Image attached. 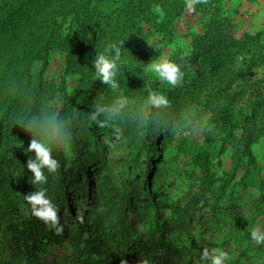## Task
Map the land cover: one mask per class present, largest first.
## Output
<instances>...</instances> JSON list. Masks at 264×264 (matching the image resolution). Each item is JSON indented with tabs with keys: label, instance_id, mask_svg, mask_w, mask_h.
Here are the masks:
<instances>
[{
	"label": "trees",
	"instance_id": "1",
	"mask_svg": "<svg viewBox=\"0 0 264 264\" xmlns=\"http://www.w3.org/2000/svg\"><path fill=\"white\" fill-rule=\"evenodd\" d=\"M181 23L192 28V49L170 59L180 64L183 72L201 60L211 72L220 71L221 58L240 50L249 51L251 66L264 63L260 33L234 37V16L224 13L216 0H204L194 12L187 10L186 0H0V64L1 60L6 63L0 66V95L9 90L0 99V264H204L202 249L220 251L217 243L204 247L193 242V229L201 221V232L206 233L219 222L221 206L231 204L234 211L233 188L240 184L246 189L253 183L244 181L254 164L248 147L245 154L250 156L249 162L241 168L237 181L235 164L224 177L210 165L212 152L198 149L191 162L196 185H189L184 198L171 204L163 191L154 188L161 177L158 163L166 143L163 122L155 127V107L147 111L145 136L127 143V174H115L101 158L105 154L102 137L113 135L125 114L122 109L116 115L104 111V118L95 108L110 86L95 76L96 52L123 39L121 54L126 63L116 79L127 102L142 103L148 89L156 91L160 83L155 80L148 86L147 82L145 68L159 56L149 43L150 33L170 39ZM198 24L203 25L202 32L195 29ZM253 43L250 51L248 45ZM52 52L63 56L65 75L81 80L72 106H68L71 98L65 94L53 116L49 112L53 83L44 73ZM226 67L224 70L229 69ZM237 76L231 78L229 86ZM246 83L231 92L227 85L221 88L217 96L221 103L211 109L208 123L222 137V151L234 137L237 124L231 106L246 91ZM249 109L244 121L264 116V93L254 96ZM64 111L69 116L68 133L62 129L63 144L49 136L58 168L53 172L45 169L47 183L43 185L58 208L62 231L57 232L33 216L25 200V195L39 186L31 184L26 165L33 152L20 136L24 127L34 131L45 125L51 132L48 122L53 118L62 126ZM15 113L20 123L15 134L18 140L9 137ZM207 138L213 139L211 133ZM177 144L170 152L174 162L182 160L186 149L183 139ZM63 145L71 155H66ZM140 147L146 151L143 162L138 158ZM257 181L264 190V179ZM223 196L225 203L220 202ZM229 217L235 232L233 247L252 242L251 230L240 229L234 213ZM257 246L264 251V244ZM245 250L240 248L226 264H241Z\"/></svg>",
	"mask_w": 264,
	"mask_h": 264
},
{
	"label": "rangeland",
	"instance_id": "2",
	"mask_svg": "<svg viewBox=\"0 0 264 264\" xmlns=\"http://www.w3.org/2000/svg\"><path fill=\"white\" fill-rule=\"evenodd\" d=\"M216 3L221 6L224 13L234 16V37L240 38L244 34L260 33V41L264 44V24L260 26L256 19L255 0H216ZM243 10H246V13L242 12ZM155 11L158 12V8ZM195 26L198 32H202L203 25L198 24V26ZM191 29L187 24L181 23L170 39L163 34L154 31L152 33L151 31L149 43L159 51L158 58L187 55L192 49V38L189 33ZM0 31H2L1 26ZM255 43L248 45L250 51ZM249 55V51L246 50L224 55L219 63L220 71L214 72H211L207 64L201 60L196 67L184 71L183 79L179 84L169 86L159 80L158 89L152 91L149 88L147 97L150 93L158 92L165 95L169 101L167 106L155 108L154 111L155 127L157 128V125L163 122L162 134L166 135L163 159L158 163L161 177L157 180L154 188L163 191L170 204L184 198L189 185H196V173L191 162L193 153L198 149L212 152L209 158L210 165L216 170L217 174L224 177L230 174L235 164L238 173L236 172L234 181H237L240 178L241 168L249 162L248 158L250 156L245 154L248 147L254 157V164L250 166L244 181L245 183H253L247 186L246 189L240 184L233 188L234 211L231 204L228 208L221 206L218 210L217 220L224 224L220 226L219 222L216 221L206 233H202L203 227L200 225L201 221H199V225L193 229V242H199L204 247L217 243V248L226 252L228 259L238 255L239 249L244 248L246 250L241 258V264H264V251L260 250L258 244L254 241L243 242L238 249L233 247L232 242L235 239V232L232 230L229 220V216L234 213L235 221L242 230H251L257 225L264 227V190L259 188L257 181L264 179V116L256 115L249 121L243 120L244 116L250 115L249 104L254 96L264 93V63L251 66ZM1 62L4 65L6 64L3 60ZM226 66L229 69L224 70L227 68ZM234 68L237 69L234 70ZM44 73L52 81L54 89V98L50 102L51 110L49 112L52 116L57 115L60 105L65 100V94L69 96L67 98H71L70 101L68 100V106H72L71 103L74 102L75 93L79 91L81 80L79 76L65 75L63 72V56L58 52L50 53ZM146 73L148 86L153 81L158 80L151 73ZM236 74H238L236 80L229 86L231 78ZM244 80H247L250 85ZM243 82L247 84L246 91L238 95L231 106V116L233 122L237 124L234 128V137L230 139L231 142L222 151V137L216 135L212 125L208 123L211 109L216 104L221 103L219 101L221 98H217L221 88L227 85L231 92L239 88ZM122 88L121 84L116 89L109 86L102 97L99 98L102 102L101 105L95 106L98 113L101 108L114 106L118 98H123ZM5 92H2L0 99L5 95ZM146 101L147 99L142 103L138 101L127 102L122 108L125 115L121 116V125L114 131L113 135L102 137L105 142V154L101 158L109 164L115 174L125 175L128 172L127 159L130 154L127 143L132 142V140L139 141L145 136L146 115L150 108ZM18 111L16 110V112ZM107 113L108 111H106ZM102 116L106 118L105 112L102 113ZM68 118L69 116L64 111L62 126L59 127L58 131L52 129L49 132L45 129V125L34 131L24 127L22 130L25 133L21 134L20 141L29 145L32 139H40L48 144L49 136H51L63 144L61 133L62 129L65 134L68 133ZM19 128L18 115L15 113L9 126V137L11 139L18 140L15 137L18 135L15 134ZM208 133H211L212 140H208ZM25 134H28V137ZM180 139L185 141V154L182 160L174 162V159L170 157L173 156V153L170 154V152L173 148H176L177 141ZM64 149L67 156L72 154L66 149V146H64ZM145 153V148L140 147L138 152L139 161L143 162ZM74 155L75 153L73 157ZM239 159L240 161L236 163ZM87 167L90 172L91 167L89 165ZM194 188L196 187L193 186V191ZM228 194L229 191H227L225 197L228 198ZM220 202L225 203L224 196ZM249 246L250 248H248Z\"/></svg>",
	"mask_w": 264,
	"mask_h": 264
},
{
	"label": "clouds",
	"instance_id": "3",
	"mask_svg": "<svg viewBox=\"0 0 264 264\" xmlns=\"http://www.w3.org/2000/svg\"><path fill=\"white\" fill-rule=\"evenodd\" d=\"M204 0H186V8L189 12L196 10V5L203 3ZM123 39L119 42L108 43L103 50L96 52L93 64L95 69V76L98 77L103 83L110 85L113 89L119 87L118 80L116 79L118 72L123 63L121 45ZM145 71L151 73L156 79L166 83L169 86H176L179 84L184 76L180 64L168 57H160L151 60ZM150 106L155 108H162L168 105V98L162 93H150L146 101ZM127 103L126 99L118 98L114 106L109 108H101L99 113L104 111L116 115ZM98 113V114H99ZM96 118L95 116L93 117ZM48 123L51 124L55 131L59 130V120L53 118ZM27 150L33 152V156L27 160V169L31 172V184L39 186L25 195L31 214L45 224L50 225L57 232L62 231L57 215L58 208L56 204L47 195V188L44 187L47 183V176L45 169L48 172H53L58 168V161L52 154L50 146L40 139H32L28 145ZM251 240L257 244H264V227L259 225L253 227L250 232ZM228 255L223 251H209L207 248L201 251V260L204 264H226Z\"/></svg>",
	"mask_w": 264,
	"mask_h": 264
},
{
	"label": "crops",
	"instance_id": "4",
	"mask_svg": "<svg viewBox=\"0 0 264 264\" xmlns=\"http://www.w3.org/2000/svg\"><path fill=\"white\" fill-rule=\"evenodd\" d=\"M255 4V12L257 10V12L255 13L256 19L258 21V24L262 26V24H264V0H255ZM245 11L246 10H243L242 12L246 13Z\"/></svg>",
	"mask_w": 264,
	"mask_h": 264
}]
</instances>
